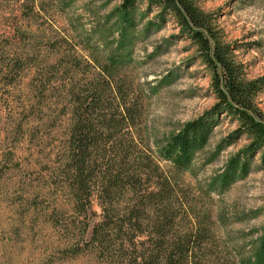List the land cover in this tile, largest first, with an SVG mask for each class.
I'll list each match as a JSON object with an SVG mask.
<instances>
[{"label": "rangeland", "instance_id": "rangeland-1", "mask_svg": "<svg viewBox=\"0 0 264 264\" xmlns=\"http://www.w3.org/2000/svg\"><path fill=\"white\" fill-rule=\"evenodd\" d=\"M122 1L0 0V264H123L91 242L102 220L100 200L93 194L90 209L78 211L66 183L75 108L85 111L79 105L91 102L93 92L103 107L85 118L99 120L96 113L108 116L122 102L134 109V125H124L116 137L123 148L132 139L137 152L175 180L185 208L206 221L220 264H264L257 257L264 151L245 154L252 138L237 134L239 121L218 114L206 147L186 171L177 173L160 156L184 124L213 112V72L173 17L157 29L159 9L136 0L128 26L117 13ZM191 1L210 16L241 78L264 82V0ZM102 81L111 82L103 92ZM254 106L264 123V85ZM111 150V142L101 144L91 157L96 174L119 162ZM237 155L245 158L246 173L222 186ZM126 197L137 204L136 194Z\"/></svg>", "mask_w": 264, "mask_h": 264}, {"label": "trees", "instance_id": "trees-1", "mask_svg": "<svg viewBox=\"0 0 264 264\" xmlns=\"http://www.w3.org/2000/svg\"><path fill=\"white\" fill-rule=\"evenodd\" d=\"M147 2L159 9L157 29L171 16L198 46L201 58L213 72L211 87L218 101L207 117L184 124L171 136L161 148L160 156L170 162L177 173L186 171L195 154L206 147L218 123V114L239 121L241 126L237 134L252 138L245 154L264 151V123L258 118L254 106L255 97L262 91L264 82H247L241 78L230 48L222 45L214 34L210 16L201 12L191 0ZM135 5L136 0H123L117 9L128 26L133 25L128 16L135 10ZM110 83L102 81L97 85L103 92ZM116 91L120 93V87L116 86ZM93 94L91 102L79 105L85 111L79 112L75 108L77 120L70 131L68 162L65 165L66 183L76 209L82 212L86 208L89 210L93 194L100 200L102 220L94 224L91 242L95 243L101 255L114 253L123 264H220L219 257L210 247L213 239L205 229L206 221L198 217L190 206L185 208L175 180L164 173L150 155L137 152L132 139L123 148L121 140L116 137L124 125H134L138 117L134 109L125 107L122 102L108 116L96 113L99 120L85 118L88 113H95L103 107L101 95ZM119 108L124 113L119 112ZM95 120L101 123L98 128ZM107 142L112 143L110 155L119 162L115 165L112 160L108 161L112 165L103 170L98 167L96 174L97 166L91 165L96 160L91 157L101 144ZM224 143L229 145L232 140ZM246 170L245 158L233 157L222 175L221 185L227 186L237 174H245ZM128 194H136L137 204L135 201L133 205L129 203ZM139 205L141 207L138 208ZM191 214L195 218L193 222L189 220ZM141 236L144 240L136 242V238ZM257 257L260 262L264 260V233Z\"/></svg>", "mask_w": 264, "mask_h": 264}]
</instances>
